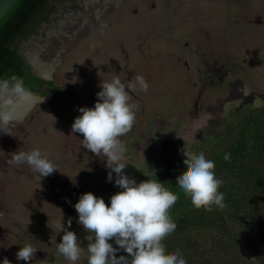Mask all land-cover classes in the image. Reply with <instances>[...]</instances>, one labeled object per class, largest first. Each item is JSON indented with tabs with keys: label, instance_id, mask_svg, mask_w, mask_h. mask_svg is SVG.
<instances>
[{
	"label": "rangeland",
	"instance_id": "rangeland-1",
	"mask_svg": "<svg viewBox=\"0 0 264 264\" xmlns=\"http://www.w3.org/2000/svg\"><path fill=\"white\" fill-rule=\"evenodd\" d=\"M50 5L46 21L15 49L27 63L36 58L46 66L44 78L71 94L30 102L25 114L6 126L11 134L0 130V260L7 257L11 264H73L56 248L63 235L55 227L61 210L85 247L76 264H87L91 234L77 223L73 205L87 192L107 204L120 189L106 180V157L82 148V135L71 133V125L78 107L94 106L101 81H110L113 72L122 82L142 75L149 84L147 92L130 93L136 121L120 138L125 172L137 182L153 179L160 168L173 173L186 162L184 152L202 149L207 133H222V120L231 116L238 123V111L256 114L264 108V0H52ZM36 148L56 162L57 171L42 178L27 164L8 163L13 153ZM230 181L241 191L239 182ZM181 235L164 243L182 239L188 252V244L196 242L212 264H232L238 252L253 260L243 234L228 246L223 224ZM27 244L37 248L34 259L18 261L16 253Z\"/></svg>",
	"mask_w": 264,
	"mask_h": 264
},
{
	"label": "clouds",
	"instance_id": "clouds-1",
	"mask_svg": "<svg viewBox=\"0 0 264 264\" xmlns=\"http://www.w3.org/2000/svg\"><path fill=\"white\" fill-rule=\"evenodd\" d=\"M99 88L93 107L77 108L80 115L74 118L71 133L82 135V148L106 157L104 165L109 170L106 180L120 191L113 194L107 204L102 197L87 192L73 205L78 214L77 223L91 234L86 245L87 264H187L179 249L169 254L164 246L177 231L170 213L178 204V197L165 190L159 180L137 182L125 172L128 166L123 162L126 148L120 138L133 128L137 110L136 105L130 103V93L147 92L149 84L142 75H137L134 81L122 82L119 74L113 72V78L101 81ZM6 91L22 100L39 98L24 87L22 80H16L11 88L8 81H0V130L11 134L6 130L11 116L3 109L13 101L4 98ZM184 158L186 172L175 182L180 193L190 199L196 209L222 210L226 206L224 193L220 191L224 181L215 174V162L203 151L184 152ZM224 159H230V155L225 153ZM8 163L27 164L42 178L57 171L56 162L44 157L38 148L15 152ZM153 172L155 174L154 169ZM55 227L63 233L56 245L57 252L76 264L85 247L70 230L72 218H67L65 223L61 210V219ZM36 251L37 248L27 244L20 247L16 259L31 262ZM0 264H11V261L4 257Z\"/></svg>",
	"mask_w": 264,
	"mask_h": 264
},
{
	"label": "trees",
	"instance_id": "trees-1",
	"mask_svg": "<svg viewBox=\"0 0 264 264\" xmlns=\"http://www.w3.org/2000/svg\"><path fill=\"white\" fill-rule=\"evenodd\" d=\"M52 0H18L0 22V81H8L11 87L16 80L32 93L45 97H64L71 94L59 87L54 81L37 77L31 66L15 49L16 43L33 34L36 28L46 21V15L53 10ZM256 114L240 110L234 123L232 117L222 120L218 128L222 133H207L202 139V149L207 158L215 162V174L223 179L220 191L224 193L225 207L212 211L196 209L190 199L184 197L175 182L186 170L183 164L173 173L159 169L153 179L159 180L165 190L178 197V204L170 213L177 231L184 234L192 231L225 228L227 243L237 240L243 234L249 240L248 250L253 260L238 252L232 264H264V108ZM215 135V136H214ZM197 153V151L195 152ZM228 153L230 159L225 160ZM231 178L241 191L236 192ZM238 226V228H237ZM242 230L243 233H238ZM181 235V236H182ZM171 241L164 243L169 254L179 249L187 264H212L205 260V254L199 253L196 242L188 244V252L182 249V243ZM226 246L222 253H226ZM201 254V255H200ZM200 255V258H198Z\"/></svg>",
	"mask_w": 264,
	"mask_h": 264
},
{
	"label": "bare ground",
	"instance_id": "bare-ground-1",
	"mask_svg": "<svg viewBox=\"0 0 264 264\" xmlns=\"http://www.w3.org/2000/svg\"><path fill=\"white\" fill-rule=\"evenodd\" d=\"M29 63L31 64L33 69L38 72L39 75L48 78V68L40 63L36 58L30 60ZM4 98L11 99L13 101L10 106L3 109L4 111H7L9 113L12 120L21 118L27 107H29L30 102H32L31 100H22L18 96L13 95L7 91L4 93ZM0 103H2V101H0Z\"/></svg>",
	"mask_w": 264,
	"mask_h": 264
},
{
	"label": "water",
	"instance_id": "water-1",
	"mask_svg": "<svg viewBox=\"0 0 264 264\" xmlns=\"http://www.w3.org/2000/svg\"><path fill=\"white\" fill-rule=\"evenodd\" d=\"M18 0H0V22L1 20L4 18V16L9 12V10L14 6V4L17 2ZM29 64V63H28ZM30 65V64H29ZM33 72L34 69L32 68ZM35 74V72H34ZM36 75V74H35ZM37 77H40L42 79L48 80L42 76L36 75ZM32 93V92H31ZM33 95L35 97H38V100H45V96H41L39 94L33 93Z\"/></svg>",
	"mask_w": 264,
	"mask_h": 264
},
{
	"label": "flooded vegetation",
	"instance_id": "flooded-vegetation-1",
	"mask_svg": "<svg viewBox=\"0 0 264 264\" xmlns=\"http://www.w3.org/2000/svg\"><path fill=\"white\" fill-rule=\"evenodd\" d=\"M32 68V67H31Z\"/></svg>",
	"mask_w": 264,
	"mask_h": 264
}]
</instances>
